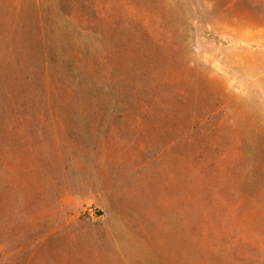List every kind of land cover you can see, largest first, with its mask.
Here are the masks:
<instances>
[{
	"label": "rangeland",
	"instance_id": "1",
	"mask_svg": "<svg viewBox=\"0 0 264 264\" xmlns=\"http://www.w3.org/2000/svg\"><path fill=\"white\" fill-rule=\"evenodd\" d=\"M261 238L264 0H0V264H264Z\"/></svg>",
	"mask_w": 264,
	"mask_h": 264
},
{
	"label": "trees",
	"instance_id": "2",
	"mask_svg": "<svg viewBox=\"0 0 264 264\" xmlns=\"http://www.w3.org/2000/svg\"><path fill=\"white\" fill-rule=\"evenodd\" d=\"M253 221H254V218L251 215V213L249 212L248 216H247V223L243 224V227L246 231L251 232V227H252V230H253V228H255V225L250 227L251 222H253ZM256 232H258V231H256ZM247 235L251 236V234H247ZM257 247L253 246V249L257 248L259 250V255H258L257 259L259 262H264V238H261V244L258 245Z\"/></svg>",
	"mask_w": 264,
	"mask_h": 264
}]
</instances>
